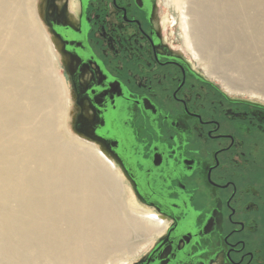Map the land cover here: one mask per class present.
I'll list each match as a JSON object with an SVG mask.
<instances>
[{"label":"flooded vegetation","instance_id":"obj_1","mask_svg":"<svg viewBox=\"0 0 264 264\" xmlns=\"http://www.w3.org/2000/svg\"><path fill=\"white\" fill-rule=\"evenodd\" d=\"M43 24L75 130L166 225L132 264H264L263 108L221 92L165 40L157 0H46ZM256 232L257 249L246 238Z\"/></svg>","mask_w":264,"mask_h":264},{"label":"bare ground","instance_id":"obj_2","mask_svg":"<svg viewBox=\"0 0 264 264\" xmlns=\"http://www.w3.org/2000/svg\"><path fill=\"white\" fill-rule=\"evenodd\" d=\"M164 2L174 11L166 41L174 45L176 26L197 67L213 57L205 76L234 73L225 90L264 104L255 90H263L264 0ZM34 4L0 0V264H132L166 225L125 201L130 190L101 148L63 134L67 102L54 71L58 60Z\"/></svg>","mask_w":264,"mask_h":264},{"label":"rangeland","instance_id":"obj_3","mask_svg":"<svg viewBox=\"0 0 264 264\" xmlns=\"http://www.w3.org/2000/svg\"><path fill=\"white\" fill-rule=\"evenodd\" d=\"M165 0H157V17H158V21H159V25L161 26V28L163 29L164 33H165V36L167 35L168 39L169 37L171 38V28L169 27V24H170V17H171V13L173 14L174 11L171 10V9H168V7L165 6ZM45 4H46V0H35V4H34V8H33V11H34V14H35V19L36 21H38V23L40 25L43 26V29L46 31V28H45V25L43 24V14H44V10H45ZM184 11V10H183ZM176 15V14H175ZM178 17V15H176ZM185 16V15H184ZM46 35H48V32L46 31ZM181 31L175 26V31L173 33V42H174V45H173V48L177 51H179L183 57L191 64V66L193 68L196 69V71L202 75L207 81H209L211 84H213L217 89H219L221 92H223L224 94L230 96V97H234V98H238V99H241V100H244V101H247V102H251V103H254V104H257V107L258 108H263L262 110H264V104H262L258 99H255V98H250L248 95L246 94H243V95H230L226 90H225V84L228 85V83H230V85H234L235 83L233 81H229V79L233 80V78H237V75L234 74V73H229V75L225 74L223 71H220V73L218 74H213L214 78H208L207 76H205V74L203 73V70L204 69V66H213L214 65V62H213V57L209 59H206L204 61H202L201 63L198 64V67L194 64L191 56L185 51V49L183 48V45H182V40H181ZM50 38V37H49ZM51 40V39H50ZM166 40V38H165ZM170 41V40H169ZM52 42V40H51ZM168 42V41H167ZM169 43V42H168ZM53 44V42H52ZM54 46V44H53ZM172 46V45H171ZM53 52H55L56 54V57H57V60H58V63H57V67L55 66L54 67V71H55V75L56 77L59 79L61 85L63 86V92L65 94V98H66V102H67V110H66V116H65V120L63 121V134L68 137V138H78V139H83V140H86L88 142H91L93 143L92 141H89L87 139H84L83 136L77 132L75 130V119H76V116H77V113H78V110H77V102H75L74 100V96H73V92L71 91V86L65 76V72L63 70V68L65 67V63L64 61L60 60V57H58V54L57 53V49H55V46L54 48H52ZM196 52V50H194ZM197 53V52H196ZM215 66V65H214ZM258 67V65H257ZM215 71V69H213ZM221 72L223 74H221ZM233 76V77H232ZM240 80V79H239ZM241 81V80H240ZM239 81V83H241ZM257 82V81H256ZM264 82V80H263ZM263 82H257V84H260L263 86V90H261V87H257V84H253L251 85L253 88L257 87L255 90H257V97H261L263 99L264 97V83ZM232 83V84H231ZM246 84V83H245ZM255 85V86H254ZM250 86V87H251ZM65 131V132H64ZM66 133V134H65ZM258 140V139H257ZM262 142H264V137L259 139V144L260 146L262 147ZM95 146L97 145L96 143H94ZM98 146V145H97ZM100 146V145H99ZM98 146V147H99ZM100 148V147H99ZM264 161V159L262 160ZM115 165L117 166L118 170H119V173L121 174V176L123 177L124 181H125V184L127 185V187L129 188V192L126 190V187H125V201L131 205H133V207L138 204L140 206H142L137 200H136V197L134 196L132 190L130 189L125 177H124V174L121 172L122 170L118 167V165L116 164V162H114ZM261 173V172H260ZM261 178H262V184L264 183V174L263 176L259 175ZM256 184V183H255ZM257 185V184H256ZM263 188V187H261ZM131 193V194H130ZM142 208L144 209H148L144 206H142ZM257 223L259 225V231L261 232V230L264 228V225L260 223V217H257ZM263 227V228H262ZM138 236L136 238H134V242H133V247L135 248H138L140 246V244H142V241L145 239V237L143 236ZM140 237V238H139ZM247 239H249L248 241L250 243L253 244L254 248L257 249V232L255 234H247L246 236ZM136 239V240H135ZM158 240V239H157ZM156 240V241H157ZM155 241V242H156ZM155 242L153 243V245L155 244ZM152 245V246H153ZM152 246L148 249H146L144 251V253H142L138 259L140 260L151 248ZM264 246V245H263ZM134 248V249H135ZM135 261V262H136ZM118 264H121V263H118Z\"/></svg>","mask_w":264,"mask_h":264},{"label":"snow or ice","instance_id":"obj_4","mask_svg":"<svg viewBox=\"0 0 264 264\" xmlns=\"http://www.w3.org/2000/svg\"><path fill=\"white\" fill-rule=\"evenodd\" d=\"M89 94H90V95H95V93L91 92V90H89ZM96 103L99 104L100 101L97 100ZM88 111H89L88 109H85V110H84V116H83V118H82V124L84 125L85 128H89L90 125H91L92 122H93V121L91 120V118L88 116Z\"/></svg>","mask_w":264,"mask_h":264},{"label":"water","instance_id":"obj_5","mask_svg":"<svg viewBox=\"0 0 264 264\" xmlns=\"http://www.w3.org/2000/svg\"><path fill=\"white\" fill-rule=\"evenodd\" d=\"M105 153V152H104ZM104 153L102 154L107 160H110L111 158H108V156L106 157L105 155H106V153H105V155H104Z\"/></svg>","mask_w":264,"mask_h":264}]
</instances>
